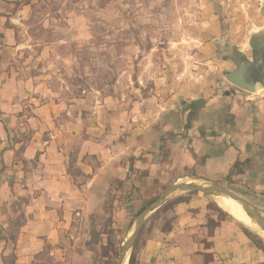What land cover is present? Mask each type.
<instances>
[{
    "label": "crops",
    "instance_id": "obj_1",
    "mask_svg": "<svg viewBox=\"0 0 264 264\" xmlns=\"http://www.w3.org/2000/svg\"><path fill=\"white\" fill-rule=\"evenodd\" d=\"M27 6L0 0V264H100L97 238L103 217L120 214L111 208L120 184L126 197L139 189L136 197L149 200L156 195L148 187L184 174L227 181L240 161L235 185L264 207V81L249 92H262L254 99L193 67L149 88L128 68L110 84L65 96L25 57L32 55L22 29ZM227 31L217 36L231 38ZM216 38L201 51L235 53L213 56L234 66L228 72L264 50L263 28L245 44ZM208 204L195 194L148 217L136 264H264V250L235 216L210 234L218 215Z\"/></svg>",
    "mask_w": 264,
    "mask_h": 264
},
{
    "label": "rangeland",
    "instance_id": "obj_2",
    "mask_svg": "<svg viewBox=\"0 0 264 264\" xmlns=\"http://www.w3.org/2000/svg\"><path fill=\"white\" fill-rule=\"evenodd\" d=\"M23 2L29 3L24 14L27 17L26 25L22 27L24 41L28 45V51H32V55L25 57L34 63V75L40 74L41 69H47L48 74H51L48 79L52 88L65 96L78 95L84 88L110 84L116 80L118 73L128 68L133 77L138 81H145L148 88L155 85L159 77L168 81L181 73L188 74L192 67L194 71L197 70L198 77H204V80L212 77L215 82L223 81L229 85L226 73L234 66H219L221 63L218 59L213 61L215 54L206 57L201 49L206 43L215 41L219 29L224 33L230 30L231 38H216L227 45L233 37L245 44L254 31L264 29V0ZM231 19L232 24L229 22ZM221 51L216 56L219 60L222 53H225ZM234 54L230 52L224 56L236 58ZM236 89L238 90L237 87ZM261 94V91L258 95L246 91L245 95L255 99L264 95ZM174 179L164 186L153 184L148 187L147 191L156 195L149 200L136 197L141 195L139 189H136L133 198L130 199L128 193L126 197L124 186L120 184L118 190L123 189L121 193H116V197L112 199L115 206H111L120 208V214L112 213L111 216L103 217L102 231L97 238L102 243L97 256L100 264H118L122 245L135 229L137 218L169 186L188 180L200 182L204 178L189 173ZM217 183L248 200L264 213V207L254 197L255 193L246 191L239 185H231L229 181ZM194 192L206 197L213 208H216L214 196ZM189 193L191 192L177 193L169 198L157 212L151 214V219L159 217L164 212L165 205ZM231 215L229 214L236 219ZM241 223L264 241L258 231L243 221Z\"/></svg>",
    "mask_w": 264,
    "mask_h": 264
},
{
    "label": "water",
    "instance_id": "obj_3",
    "mask_svg": "<svg viewBox=\"0 0 264 264\" xmlns=\"http://www.w3.org/2000/svg\"><path fill=\"white\" fill-rule=\"evenodd\" d=\"M226 79L234 86L249 92H255L261 88V83L264 81V50L254 51L253 59H245L238 64L237 69L226 73ZM205 181V182H201ZM200 182L191 180L190 183H174L168 187L166 192L159 197L156 202L147 207L137 218L135 229L130 233L129 237L124 241L120 250L118 264H124L129 253V259L132 254L137 237L147 218L157 211L169 198L177 193L183 192H203L208 195H224L239 202L246 213L256 221L262 228L264 227V213L255 207L251 202L242 198L238 194L229 190L227 187L206 179ZM264 229V228H263ZM263 237V236H262ZM264 238V237H263Z\"/></svg>",
    "mask_w": 264,
    "mask_h": 264
},
{
    "label": "trees",
    "instance_id": "obj_4",
    "mask_svg": "<svg viewBox=\"0 0 264 264\" xmlns=\"http://www.w3.org/2000/svg\"><path fill=\"white\" fill-rule=\"evenodd\" d=\"M242 163L240 161H237L232 170L230 171L229 175L226 177V180L229 181V183L231 185L235 184V180H233V177L237 174H239V172L242 171L241 168ZM195 195V192H191L188 195H184V196H180L176 199H174L172 202L168 203L167 205H165L163 207L164 211H167L169 209H171L174 205L180 203V202H187L191 199V197ZM217 204V203H216ZM216 208H213L212 204L209 202L208 207L212 210H214L217 215H218V220L210 218L208 221V227H209V232L210 234H213L214 229L216 228V226H218V223L220 222V220H223L224 218H226L229 214L224 211L223 209H221L218 205H214ZM165 228H167L165 226ZM245 234L252 240L254 241V243L261 248L262 250H264V241L261 239V237H259L256 233H254L253 231H251L249 228L245 227L243 228ZM142 231V230H141ZM141 236V232L139 237L137 238V241L134 245L133 248V252L131 254V257L129 259V264H136V249L138 248V241L140 239ZM209 260V258H208Z\"/></svg>",
    "mask_w": 264,
    "mask_h": 264
},
{
    "label": "bare ground",
    "instance_id": "obj_5",
    "mask_svg": "<svg viewBox=\"0 0 264 264\" xmlns=\"http://www.w3.org/2000/svg\"><path fill=\"white\" fill-rule=\"evenodd\" d=\"M188 183L191 182V180L187 181ZM215 202L217 205L226 211L228 214H232L237 219L245 222L247 225H249L252 229H255L258 231V233L264 237V227L262 228L256 221H254L243 209L242 205L233 200L230 197L224 196V195H215L214 196ZM264 225V223H263ZM124 264H129V253L126 257V260Z\"/></svg>",
    "mask_w": 264,
    "mask_h": 264
}]
</instances>
